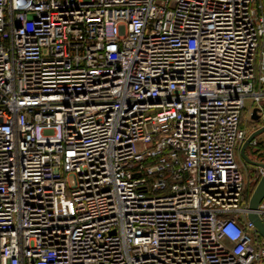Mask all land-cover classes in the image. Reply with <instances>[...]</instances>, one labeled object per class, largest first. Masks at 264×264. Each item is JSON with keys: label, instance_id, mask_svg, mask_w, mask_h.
Segmentation results:
<instances>
[{"label": "built area", "instance_id": "obj_1", "mask_svg": "<svg viewBox=\"0 0 264 264\" xmlns=\"http://www.w3.org/2000/svg\"><path fill=\"white\" fill-rule=\"evenodd\" d=\"M245 111L264 0H0V264H264Z\"/></svg>", "mask_w": 264, "mask_h": 264}, {"label": "water", "instance_id": "obj_2", "mask_svg": "<svg viewBox=\"0 0 264 264\" xmlns=\"http://www.w3.org/2000/svg\"><path fill=\"white\" fill-rule=\"evenodd\" d=\"M251 118L253 120L257 119L254 112L252 113ZM262 132H264V126L257 128L247 136L246 140L243 142L239 149V159L248 166H251L253 168H260L262 170V175L255 184L247 202L246 219L252 223L258 235L262 239H264V223L261 222L260 218L255 213L258 204L262 199H264V163L253 160L246 154V150L251 141Z\"/></svg>", "mask_w": 264, "mask_h": 264}, {"label": "rangeland", "instance_id": "obj_3", "mask_svg": "<svg viewBox=\"0 0 264 264\" xmlns=\"http://www.w3.org/2000/svg\"><path fill=\"white\" fill-rule=\"evenodd\" d=\"M245 106H246V108H249V100L248 99H245ZM259 124H260L259 121L253 120L247 111H245L243 113V115H242V126L246 129V131L249 134L251 132H253L254 130H256L259 127ZM255 139H256V141H259V142L264 141V132L257 135L255 137ZM239 164H240L241 169H242V166H244V165L248 167L247 169H245V172H246L245 174H244L243 170H242V172L246 177V181L251 182V179L253 177H255L256 171L253 173V167L244 164L242 161H239ZM251 185H252V183H250V186Z\"/></svg>", "mask_w": 264, "mask_h": 264}, {"label": "trees", "instance_id": "obj_4", "mask_svg": "<svg viewBox=\"0 0 264 264\" xmlns=\"http://www.w3.org/2000/svg\"><path fill=\"white\" fill-rule=\"evenodd\" d=\"M253 153L259 152V155L254 156V160L260 161V158H264V141H257L256 146L249 148ZM255 184V183H254ZM254 184L250 187V189L246 192V198L249 196L251 189L253 188Z\"/></svg>", "mask_w": 264, "mask_h": 264}, {"label": "crops", "instance_id": "obj_5", "mask_svg": "<svg viewBox=\"0 0 264 264\" xmlns=\"http://www.w3.org/2000/svg\"><path fill=\"white\" fill-rule=\"evenodd\" d=\"M248 155L250 156L251 159H255V158H254L255 155H254V153H253L251 150L248 151ZM247 168H248V167L245 166V165L242 166V170H243L244 174L246 173V172H245V169H247ZM254 172H255V168H253V173H254Z\"/></svg>", "mask_w": 264, "mask_h": 264}, {"label": "flooded vegetation", "instance_id": "obj_6", "mask_svg": "<svg viewBox=\"0 0 264 264\" xmlns=\"http://www.w3.org/2000/svg\"><path fill=\"white\" fill-rule=\"evenodd\" d=\"M250 149H248L247 151H246V154L248 155V151H249Z\"/></svg>", "mask_w": 264, "mask_h": 264}]
</instances>
